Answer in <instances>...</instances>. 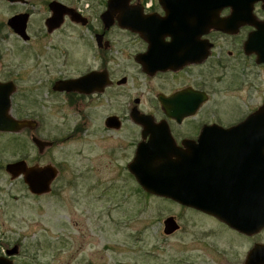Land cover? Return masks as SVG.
<instances>
[{"label": "flooded vegetation", "instance_id": "af4514ba", "mask_svg": "<svg viewBox=\"0 0 264 264\" xmlns=\"http://www.w3.org/2000/svg\"><path fill=\"white\" fill-rule=\"evenodd\" d=\"M109 1L86 0L82 7L61 2L78 12L80 20L66 14L51 32L44 25L46 37L67 26L80 32L49 42V48L65 57L67 39L82 41L91 53L90 66L74 75L67 74L63 66H44L37 84L30 85V67L0 65L1 264H30V196H48L60 172L30 155V145L38 152L53 145L36 134L40 122L30 111L34 85L45 87L46 97L59 99L73 111L79 120L73 128L77 135L86 134L85 125L93 120L95 133L100 132L107 143L111 140L110 150L128 155L123 168L135 182L129 163L139 148L157 139L166 145L164 149L186 154L193 167L203 166L208 176L216 159L212 153H218L224 195L237 192L241 200L257 196L258 168L264 164V146L259 147L256 138L259 127H264V0L213 9H203L200 0H121L112 14L113 23L106 26L102 15ZM0 2L10 8L28 4V0ZM124 8L129 10L127 20L134 29L119 21L118 17L126 15ZM21 12L28 13L14 9L11 16ZM8 28L0 41L9 35L22 39ZM29 39L22 40L29 43ZM88 74L91 80L86 79L77 90L59 88L61 81ZM23 120L26 124L15 129V122ZM245 122L240 130H232ZM34 138L44 143L41 148ZM95 144L101 146L99 140ZM10 164L17 168L8 169ZM46 165L56 168L50 190L31 192L26 182L30 167ZM175 204L227 226L239 235L241 244H248L237 247L235 257L229 259L233 264H246L255 245L264 244L258 239L264 227L254 230L251 220L234 227L209 213Z\"/></svg>", "mask_w": 264, "mask_h": 264}, {"label": "rangeland", "instance_id": "374dc122", "mask_svg": "<svg viewBox=\"0 0 264 264\" xmlns=\"http://www.w3.org/2000/svg\"><path fill=\"white\" fill-rule=\"evenodd\" d=\"M50 1L28 0L16 8L0 2V35L8 34L6 19L14 9L30 14L29 43L13 35L0 41V65L30 67V85L37 84L44 66H63L74 75L92 64L82 41L67 39L65 57L59 50L51 51L49 42L80 32L67 26L46 37L43 23ZM59 2L82 7L86 0ZM45 91L39 85L30 88V111L40 122L36 134L53 145L42 152L30 145V155L60 172L48 196H30V264H233L229 259L237 247L248 245L238 241V234L143 191L123 168L128 155L110 150L111 140L107 143L95 133L93 120L85 125L86 134L74 133L78 117L59 99L46 97ZM168 217L178 224L171 233L164 232ZM258 239L264 242V230Z\"/></svg>", "mask_w": 264, "mask_h": 264}, {"label": "water", "instance_id": "95a60500", "mask_svg": "<svg viewBox=\"0 0 264 264\" xmlns=\"http://www.w3.org/2000/svg\"><path fill=\"white\" fill-rule=\"evenodd\" d=\"M24 2L25 0H9ZM121 0H110L108 2L107 10L102 15V19L106 26L113 23L112 14L117 10ZM174 1V0H172ZM188 0H184V2ZM195 0H189L193 2ZM201 7L213 9L225 5H232L233 7L242 6L253 2L254 0H200ZM161 2H163L161 0ZM237 5V6H236ZM50 15L43 23L48 31L57 28L63 22L64 15L78 22L81 15L73 8L67 7L58 0H52L48 4ZM200 7V8H201ZM124 14L119 18L122 26L134 29L133 22L127 20L129 10L124 8ZM182 10H192L193 7L183 8ZM28 13L21 12L11 16L7 23L23 40L29 39L27 33ZM127 20L126 21L124 20ZM92 74H88L83 78L71 79L59 82L60 89L77 90L80 88L81 83L86 79L91 80ZM248 122V121H247ZM242 123L232 130H240L247 123ZM26 124L23 121L15 122V129L20 128ZM258 140L259 147L264 146V127H259ZM250 137V136H249ZM251 138V137H250ZM254 139L255 136H253ZM249 139V138H248ZM39 147L44 144L37 138H34ZM162 140V139H160ZM251 140V139H249ZM157 139L155 142H150L145 147L137 150L134 159L129 163V171L133 174L138 184L147 192L153 195L163 196L176 200L181 205L187 207H194L203 212L209 213L218 219L228 222L229 225L234 227L240 226L241 221L246 222L251 220L253 222L254 230H260L264 227V164L259 165L258 168V186L257 196L249 200H241L238 193L234 192L233 195L227 197L225 185L219 180L220 161L218 160V153H212L215 156V164L210 166V176L208 173L205 175L203 166L191 164L190 158L186 154L174 153L173 150L163 148L165 144H158ZM165 141V137H164ZM42 144V145H41ZM212 146V145H211ZM216 146H220L217 143ZM261 153V151H260ZM214 154V155H213ZM173 155L177 160L173 159ZM17 168L16 164H10L8 169L14 170ZM202 169V170H201ZM56 177V168L52 165H46L41 168L30 167V181L26 177V182L30 185V191L34 193H46L50 190V183ZM228 193V192H227ZM246 220V221H245ZM164 232L171 233L177 229L178 224L172 217L164 220ZM264 264V244H257L252 249L247 258L246 264ZM1 264V263H0Z\"/></svg>", "mask_w": 264, "mask_h": 264}]
</instances>
